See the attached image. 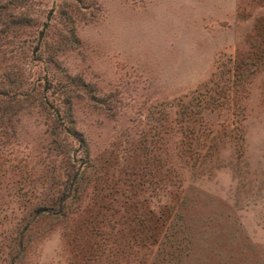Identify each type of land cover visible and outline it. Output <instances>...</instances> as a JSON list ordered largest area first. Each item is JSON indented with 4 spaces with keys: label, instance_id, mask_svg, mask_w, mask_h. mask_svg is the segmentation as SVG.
<instances>
[{
    "label": "rangeland",
    "instance_id": "1",
    "mask_svg": "<svg viewBox=\"0 0 264 264\" xmlns=\"http://www.w3.org/2000/svg\"><path fill=\"white\" fill-rule=\"evenodd\" d=\"M0 0V264H264V0Z\"/></svg>",
    "mask_w": 264,
    "mask_h": 264
},
{
    "label": "crops",
    "instance_id": "2",
    "mask_svg": "<svg viewBox=\"0 0 264 264\" xmlns=\"http://www.w3.org/2000/svg\"><path fill=\"white\" fill-rule=\"evenodd\" d=\"M232 6L235 7L238 0H232ZM210 4L218 6V7H225V0H209Z\"/></svg>",
    "mask_w": 264,
    "mask_h": 264
}]
</instances>
